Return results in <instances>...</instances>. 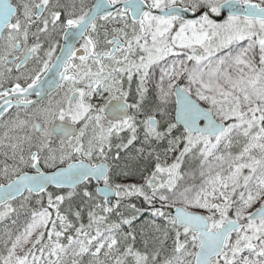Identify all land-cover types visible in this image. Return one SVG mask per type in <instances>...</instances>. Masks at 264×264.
Wrapping results in <instances>:
<instances>
[{
  "label": "flooded vegetation",
  "instance_id": "1",
  "mask_svg": "<svg viewBox=\"0 0 264 264\" xmlns=\"http://www.w3.org/2000/svg\"><path fill=\"white\" fill-rule=\"evenodd\" d=\"M95 2L0 0V18L9 13L0 30V151L5 147L12 163L0 165V184L65 168L67 180H83L45 191L100 196L99 181L83 168L105 164L100 182L115 190L113 202L131 181V151H158L163 134L177 124L174 89L185 85L170 67L174 88L165 112L161 47L176 48L179 24L192 20L158 14L169 5L153 0H144L138 18L122 5L89 18Z\"/></svg>",
  "mask_w": 264,
  "mask_h": 264
},
{
  "label": "rangeland",
  "instance_id": "2",
  "mask_svg": "<svg viewBox=\"0 0 264 264\" xmlns=\"http://www.w3.org/2000/svg\"><path fill=\"white\" fill-rule=\"evenodd\" d=\"M176 1L193 9L205 4L218 13L222 0L153 3ZM248 1L264 5V0ZM175 42L176 48L161 47L164 111L172 104L168 73L173 69L195 98L226 121L224 131L215 136L187 133L171 161L157 158L145 181L120 186L109 205L88 191L80 197L49 189L1 206L0 264H86L85 258L88 264H99L97 254L113 242L107 229L114 225L105 223V216L134 194L176 225L171 209L177 205L203 213L213 229L228 218L241 221L210 264H264V217L246 219L264 200V20L234 15L216 23L202 15L179 24ZM4 150L0 165L10 157ZM75 198L81 202H71ZM182 232L196 239L188 227ZM132 254L134 264L148 259L139 250Z\"/></svg>",
  "mask_w": 264,
  "mask_h": 264
},
{
  "label": "water",
  "instance_id": "3",
  "mask_svg": "<svg viewBox=\"0 0 264 264\" xmlns=\"http://www.w3.org/2000/svg\"><path fill=\"white\" fill-rule=\"evenodd\" d=\"M120 5H122L123 8H129L133 18H138L147 7L144 0H122L114 4H110L109 0H96L89 14V18L116 9ZM5 6L6 5H3L2 9H6ZM156 12L162 16L178 17L185 20H197L204 13H206L210 19L217 22L223 21L227 16L231 15L264 20V5L248 0H222L218 4V13L207 10V7L193 9L179 4H172L160 8L156 10ZM8 16L9 13L5 11L3 19L0 18V30ZM195 53L197 54L198 50H196ZM174 94L176 99L175 122L183 126L189 133L215 136L225 129L226 122L217 119L210 108L200 103L183 88L180 83L175 86ZM2 110L3 109L0 110V114ZM150 122L152 125L154 124L153 119H150ZM83 169L86 170L87 174L99 181L97 186L98 193L105 198L107 204H111L115 195V190L100 182L106 173L105 164H98L91 168L85 166ZM64 173L65 168L58 169L52 173H22L14 177L8 183H1L0 205L16 199L24 194L26 190H30L33 194H40L45 191L48 186L72 187L83 180L85 176L78 175L79 177L67 180ZM171 215L175 218L177 225L188 227L195 234L199 242L194 254V264H210L211 258L222 251L227 236L241 226V221L235 218H228L218 228L213 229L209 227V222L203 213L191 211L179 205L172 207ZM263 217L264 200L247 215L246 219L253 220Z\"/></svg>",
  "mask_w": 264,
  "mask_h": 264
},
{
  "label": "trees",
  "instance_id": "4",
  "mask_svg": "<svg viewBox=\"0 0 264 264\" xmlns=\"http://www.w3.org/2000/svg\"><path fill=\"white\" fill-rule=\"evenodd\" d=\"M170 128L163 134L162 146L158 151H131L130 182L145 181L157 158L169 162L180 151L188 132L177 124ZM71 202L80 203L81 200L75 198ZM126 204L133 207L126 209ZM153 210L147 201L134 194L126 197L119 209L110 211L104 222L114 225L107 229L113 242L107 251L97 254L99 264H134L133 250L148 255L144 264H194L193 252L198 246L197 239L190 240L186 237L187 232H182L183 226H177ZM189 235L193 234L189 232ZM84 256L88 257V253ZM85 260L88 264L87 258Z\"/></svg>",
  "mask_w": 264,
  "mask_h": 264
}]
</instances>
